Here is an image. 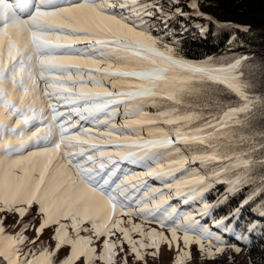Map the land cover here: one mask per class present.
<instances>
[{
    "label": "snow or ice",
    "instance_id": "obj_1",
    "mask_svg": "<svg viewBox=\"0 0 264 264\" xmlns=\"http://www.w3.org/2000/svg\"><path fill=\"white\" fill-rule=\"evenodd\" d=\"M189 7L199 14L196 0ZM163 8L159 0H0V212L20 217L13 232L0 217V264H116L124 243L128 264V254L144 261L164 242H176L175 264L193 258V244L214 260L241 251L223 233L247 240L243 230L256 227L240 224L247 208L264 218V128L254 125L264 94L255 92L254 63L180 55L175 40L153 35L157 13L165 29L173 18ZM260 71L264 83V63ZM217 184L225 194L209 203ZM246 189L228 215H213ZM33 208L36 237L54 226V248L24 235Z\"/></svg>",
    "mask_w": 264,
    "mask_h": 264
},
{
    "label": "trees",
    "instance_id": "obj_2",
    "mask_svg": "<svg viewBox=\"0 0 264 264\" xmlns=\"http://www.w3.org/2000/svg\"><path fill=\"white\" fill-rule=\"evenodd\" d=\"M188 1L179 0L176 4L173 0H159L164 6V12L171 14L173 18L165 29L161 21L167 17L157 13L153 35H163L169 42L175 40L179 45V54L189 60L201 61L207 57H248L254 63L252 78L257 83L255 92L257 95L264 94L260 71V66L264 63V0H196L199 14L189 7L191 3ZM177 7L186 15H176ZM237 26H248L250 31H240ZM202 28L206 31L202 32ZM254 125L257 130L264 128V117L259 110L256 112ZM225 188L226 185L217 184L213 190L205 193L206 200L216 203L223 198ZM246 192L247 189L245 193L234 198L229 197L227 203L221 204L213 211V215L216 218L228 215L231 209L238 206ZM175 203L178 204L179 201ZM254 208L255 204L247 208L240 219L241 225H247L249 222L256 225L251 232L243 230L247 240H237L233 232L223 233L224 239L230 244L240 246L241 251L236 253L231 248L227 249L223 256L217 258V264H237L239 254L247 258V264H264V218H261ZM241 231L242 228H236V233Z\"/></svg>",
    "mask_w": 264,
    "mask_h": 264
},
{
    "label": "rangeland",
    "instance_id": "obj_3",
    "mask_svg": "<svg viewBox=\"0 0 264 264\" xmlns=\"http://www.w3.org/2000/svg\"><path fill=\"white\" fill-rule=\"evenodd\" d=\"M188 2L192 3L193 0H189ZM155 17H158V16H155ZM117 122H119V120ZM129 167H131V166H129ZM134 170H138V169H134ZM150 182H152V181H150ZM154 184H157V186H159L158 182L154 183ZM172 202L175 203L177 201L173 200ZM0 217H7V219L4 220V224L8 226L7 231L13 232V231L18 230V227L17 228L13 227L17 224V221L20 220V217L18 214L8 213V212H0ZM123 219L126 220L127 217H123ZM24 222H28L30 224L29 228L24 231V235L29 240L37 239V243H39L40 241H43L45 243V245H47L49 248L55 247V241L52 239L54 226L46 228L43 231V233L40 235L39 238L36 237L35 229L39 228L40 223H41V218L36 215L35 208H33V210L30 211V213L23 218V221L21 223H24ZM133 222L134 223H141L142 226L146 230L150 229V228H155L157 231H163L164 234L166 236H168L169 239H171V236H170V233L168 232V230L166 228H163V229L160 228L155 223L143 222L140 218H136V217L133 218ZM124 226L127 227L128 225H124ZM69 231L71 232V229H69ZM86 234L87 233H83V232L81 233V235H86ZM178 235L181 237V239L179 240V246H180V249H182V248H184L183 240H182L183 234L178 233ZM132 236L134 239H139V236L137 233H132ZM102 239L103 238H101V241H102ZM94 246L97 248V252H99L101 250V242H95ZM123 248H124V252H120L119 248L116 249V251L118 253L115 256L116 264H123V258L125 256V254L128 253L127 243L123 244ZM196 248H197V246L195 244L191 245L190 250L193 254V258L186 260L185 264H217V262H216L217 258L214 260H209L207 258L200 259L199 255L197 254ZM68 251H69V249L67 247L62 248L57 253L55 259L57 261L63 259L67 255ZM142 251H144L146 253H151V252L156 251V250L152 249V248H148V249H145ZM178 254H179V249L176 246V242H173L171 248H169V245L167 242H164V243L160 244L159 251H158L156 256H151V255L146 254L144 261H139V260H136L133 255L128 254L127 261H128V264H145V262H146V264H175V258ZM236 263L237 264H247V258L245 256H243L242 254H239L237 256ZM97 264H99V262H97Z\"/></svg>",
    "mask_w": 264,
    "mask_h": 264
}]
</instances>
